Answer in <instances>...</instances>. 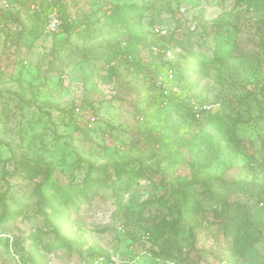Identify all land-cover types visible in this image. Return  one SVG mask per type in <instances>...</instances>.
Segmentation results:
<instances>
[{"label": "rangeland", "instance_id": "374dc122", "mask_svg": "<svg viewBox=\"0 0 264 264\" xmlns=\"http://www.w3.org/2000/svg\"><path fill=\"white\" fill-rule=\"evenodd\" d=\"M258 101L264 0H0V264H240L217 214L264 189Z\"/></svg>", "mask_w": 264, "mask_h": 264}, {"label": "trees", "instance_id": "16d2710c", "mask_svg": "<svg viewBox=\"0 0 264 264\" xmlns=\"http://www.w3.org/2000/svg\"><path fill=\"white\" fill-rule=\"evenodd\" d=\"M155 62L153 67L157 74L163 75L164 81H169V71L172 70L177 76V72L180 74L181 68L179 61L165 60L164 54H152ZM143 68L135 66L134 70L138 72ZM162 98L168 99L169 96L162 93ZM260 106L259 110L263 111L261 102H257ZM213 121L217 123L216 116ZM224 197L219 199L222 203V209L217 214V221L220 226V230L225 239H230L232 241L231 256L227 257L230 261L239 262L240 264H256L262 262L260 257V249L258 245L264 241V189L257 193L256 200L254 202L242 201L240 200H228L225 194ZM8 208H6L7 210ZM9 210H7V214ZM196 239V238H194ZM163 255L169 253L165 256H160L162 259H167V257L172 254L173 249H177V258L183 256L180 245L171 241V236L165 239L162 244ZM93 258H97L100 252H92L90 254ZM174 256V255H172ZM173 259L172 257H170Z\"/></svg>", "mask_w": 264, "mask_h": 264}, {"label": "built area", "instance_id": "2783aa9c", "mask_svg": "<svg viewBox=\"0 0 264 264\" xmlns=\"http://www.w3.org/2000/svg\"><path fill=\"white\" fill-rule=\"evenodd\" d=\"M59 20H58V18L56 17V16H53L51 19H50V26L52 27V28H55V27H57L58 25H59ZM171 72V71H170Z\"/></svg>", "mask_w": 264, "mask_h": 264}]
</instances>
